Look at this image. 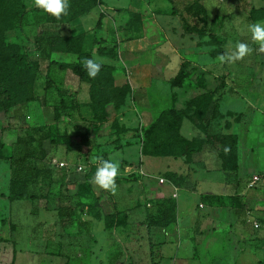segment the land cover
<instances>
[{"label": "rangeland", "instance_id": "rangeland-1", "mask_svg": "<svg viewBox=\"0 0 264 264\" xmlns=\"http://www.w3.org/2000/svg\"><path fill=\"white\" fill-rule=\"evenodd\" d=\"M99 2L107 10L118 8L121 16L104 22L100 13L88 30L67 35L72 33L70 22L52 23L51 14L37 8L34 0H0V27L6 45L0 53L9 58L17 79L26 71L16 54L39 66L34 76L36 99L20 106L17 117L0 112V263L10 262L14 248L19 264H47L45 257H53V264L59 262L54 257H71L75 264L79 257H113L110 264H174L175 257L162 256L156 245L150 254L147 234L138 223L160 213L166 194H156L157 188L179 187L178 203L186 198L184 189L196 191L197 196L206 190L218 192L219 180L193 184L186 174L193 164L231 183L225 195L201 198V202L242 211L243 222L239 220L237 225L241 229L230 230L229 237L239 247L248 243L257 255L219 257L212 264H264V47L248 31L249 24L264 23V0ZM185 23L204 33L186 31ZM54 35L80 36L84 52L114 66V84L125 96L102 106V122L74 113L75 93L63 87L64 79L72 86L74 80L51 64L62 61V52L45 42ZM238 42L247 43L252 53L234 63L221 61L220 56L232 54ZM203 93L207 95L205 120L218 103L208 132L229 133L237 139L235 171L220 170V145L199 147L198 140L206 136L184 117L179 132L195 140L188 163L185 151L172 142V131L158 119L160 111L185 110L189 100ZM60 99L67 105L59 106ZM56 106L59 117L54 120ZM78 133L86 136L89 145L80 141ZM15 139L29 152V164L36 169L28 183L29 193L35 197L10 201L7 188L13 167L9 157L15 154L11 147ZM54 159L64 166L53 164ZM104 160L120 163L115 191L92 182ZM253 176L259 181L248 187ZM40 210L53 214L46 218L40 214L37 217L43 220L38 221L35 216ZM95 216L104 231L95 221L92 234L100 251L108 249L107 256L90 254L95 240L89 222ZM150 236L153 243H173L159 229L153 228ZM177 237L173 235L175 243ZM190 248L193 257H188L187 245L178 257L204 264L201 260L206 254L199 257V247L190 244ZM176 264L192 263L177 260Z\"/></svg>", "mask_w": 264, "mask_h": 264}, {"label": "trees", "instance_id": "trees-1", "mask_svg": "<svg viewBox=\"0 0 264 264\" xmlns=\"http://www.w3.org/2000/svg\"><path fill=\"white\" fill-rule=\"evenodd\" d=\"M99 0H70V7L67 15H63L60 18L50 16L52 23H69L76 18L86 14L94 7ZM185 30L188 32L204 33L203 29L191 27L187 23L184 24ZM3 29L0 27V49L5 47V43L2 37ZM46 43L52 47V50L58 52H66L75 54L76 60L71 63H63L51 61V64H55L60 70H70L80 82L88 84V96L89 102L87 107L90 109L93 120L102 122L104 120L101 112L102 106L112 101L113 98L122 99L125 96V92L119 89L114 84V66L103 63L101 72L95 79L88 77L86 70L82 66L84 58H91L92 55L84 52L83 41L80 36H66V35H54L45 39ZM84 53V56L82 55ZM7 56V55H6ZM18 60L24 65L25 73L21 79H17L16 73H14L9 65V58H4V55L0 53V112L7 113L9 110H18L23 104L29 103L36 99L34 91V76L39 73V66L28 61L22 54H16ZM33 75V76H31ZM47 84L44 88H48L50 81H46ZM109 89V91H108ZM60 95L64 94V91H59ZM108 92V94H106ZM207 95L200 94L196 98L189 100L185 105V110L174 111L172 109H164L159 112L158 119L163 121L164 125L172 131L171 140L173 143L180 145L185 151V158L187 161L191 160V153H193V145L195 140L188 139L180 134L181 121L184 117H187L193 125L200 129L205 134V139H199L198 145L202 147L205 143L215 144L218 143L219 151L218 157L220 159V170L222 171H235L238 169V156H237V139L233 134H210L208 132L209 123L216 116L218 109V103L215 102L210 116L205 120L203 114V107L206 103ZM75 109L78 108L76 98L72 99ZM66 101L60 99L59 106H66ZM187 110L190 114H187ZM75 113V111H74ZM59 117V107H54L53 118L57 120ZM65 135L66 138L69 137ZM80 141L84 145H89V141L86 136L81 133L77 134ZM2 144V143H1ZM0 144V146H1ZM227 149V151H226ZM13 151L15 154L10 155L11 166L13 167V173L9 180V188L7 199L10 201L18 199L34 198L35 196L29 193L28 183L29 175L36 170L29 164L30 154L24 150L21 145V141L16 139L13 144ZM175 221V201L168 197L161 201L160 213L155 218H147L145 225L148 233L152 228L166 227ZM153 243L149 240L150 254L153 252ZM264 247V242H263ZM15 258V249H12L11 260L9 263L2 261L0 264H13Z\"/></svg>", "mask_w": 264, "mask_h": 264}, {"label": "crops", "instance_id": "crops-1", "mask_svg": "<svg viewBox=\"0 0 264 264\" xmlns=\"http://www.w3.org/2000/svg\"><path fill=\"white\" fill-rule=\"evenodd\" d=\"M140 1L143 2L144 0H140ZM105 8H109V7L107 5H104V3H100V2L97 3L86 14H83L82 16L70 22L69 27L72 28V33L67 32L66 34L77 35L79 33L88 30L91 27L90 23L94 21V19L97 18V16H99L100 13L104 15L103 17L104 22H107L108 20H115L119 18L122 14V12L118 8H113V10H107ZM83 20L87 21L86 24L84 23ZM60 56L62 60L61 62L63 63H71L76 60L75 54L62 52ZM62 73L67 74V76H71L74 80V85L72 86L67 80L64 79L63 87L67 88L70 91L73 90L72 92L75 93V98L79 105L78 108L75 109L76 116L79 115V113H81L83 117L90 118L92 114L90 109L87 107V103L89 102V96L85 98L86 92L88 94V84L84 82H80L78 78L73 73H71L70 70L68 71L61 70V74ZM131 87L134 88L132 84ZM9 112H12V116L15 117L19 115L18 110L13 111V109H11L7 113ZM15 142L16 139L11 143L12 149H13V144ZM188 163L191 162L189 161ZM189 166L190 167H187L186 174L188 178L193 182V184L198 185L200 181L211 183L219 180L221 182L220 184L217 183L218 192H214L213 190H206L198 193L197 196L195 195V193H193L196 191H191L190 193L188 192L187 189H184V191L183 190L181 191L185 194L186 198L183 202L178 203L177 198L180 192L179 187L170 185L163 190L157 188L155 191L156 194H160L162 192L166 194L165 198H168L170 196V198H172L175 201V221L166 227L155 228V229H159L160 232L164 234L165 240L171 241L173 243L171 244L153 243L151 241L153 245H156L158 251L161 252L160 254L162 256H168V257L170 255L174 256L175 257L174 264H176L177 260H186L187 262L189 261L192 264L196 262L189 260L186 257H178L180 255L179 253L182 251L183 245H187L188 247L187 249L188 257H193L194 252L192 251V248H190V244L192 245L194 244L195 246L199 247L197 250V254L199 255V257L202 254H206L207 257H203L204 259L201 260L202 261L201 263L204 262V264L207 263L212 264V260L214 258L218 259L219 257H257V255L252 251L248 243L239 247L237 246L236 240L231 239L229 237L230 230L236 229L240 231L241 227L237 228V225H239V220L243 222L242 211L238 209L231 210L224 206L217 207L201 202V198L203 200H207L210 199L209 196L225 195L228 188L231 186V183H227L226 181L221 180L222 178L216 174L215 175L208 174L206 170L201 171L200 169H197L193 164H189ZM220 174L223 175V172L220 171ZM174 194L175 197L173 196ZM190 194H194V196L189 197ZM197 204H199V206ZM112 207L113 209H115V204H113ZM49 213L52 215L53 211L48 212L45 210H40L39 214L36 215L35 218H37L38 221H41L43 219L37 216L43 214V218H46V215ZM177 215H179V217ZM95 221H98L100 226L103 228L102 231H104L103 223H101L96 216L94 218H90V222H89L90 232H91V236H93V239L95 240L92 241L94 249L92 248L90 250L91 252L90 254L91 255L104 254V256H107L106 251L108 249L104 251H100L101 248L97 243L96 237H94V235L92 234ZM145 221H141L138 224L145 229V232L147 234L148 247H149V240L151 238L150 234L152 233L153 228L151 229L149 234L147 227L145 225ZM219 226L222 227L219 228ZM174 234L178 235L176 243L174 242L173 239ZM106 237L109 238V235H106ZM119 241L121 242V238L119 239ZM106 243L109 245L110 239L109 240L107 239ZM45 258L47 264H53L51 259L53 257H45ZM54 258H57L59 260L57 264H75V262L72 260L71 257L69 258L54 257ZM112 258L113 257H79V259L81 260L78 261L77 264H92L93 260H95L96 264H110ZM149 258H151L152 261L153 257H149ZM116 263L119 264L122 263V261H118ZM13 264H19V257L14 258Z\"/></svg>", "mask_w": 264, "mask_h": 264}, {"label": "clouds", "instance_id": "clouds-1", "mask_svg": "<svg viewBox=\"0 0 264 264\" xmlns=\"http://www.w3.org/2000/svg\"><path fill=\"white\" fill-rule=\"evenodd\" d=\"M34 3L37 8L56 18L67 15L70 7V0H34ZM248 31L251 33L252 40L264 47V23L249 24ZM252 51L253 49L247 43L238 42L235 45L234 52L232 54H222L220 60L227 63H234L250 55ZM102 65L103 61H98L94 57H86L82 62V66L91 79H95L99 75ZM119 174V161L104 160L101 166L96 169L92 177V182L104 190L115 191Z\"/></svg>", "mask_w": 264, "mask_h": 264}, {"label": "built area", "instance_id": "built-area-1", "mask_svg": "<svg viewBox=\"0 0 264 264\" xmlns=\"http://www.w3.org/2000/svg\"><path fill=\"white\" fill-rule=\"evenodd\" d=\"M53 164H57L58 162L54 159L53 161ZM60 166H64V163H62V162H60V163H58ZM78 169L80 170L81 169V167H78ZM259 181V178H258V176H253L252 178H251V180L249 181V183H248V187H253V186H255L256 184H257V182Z\"/></svg>", "mask_w": 264, "mask_h": 264}]
</instances>
